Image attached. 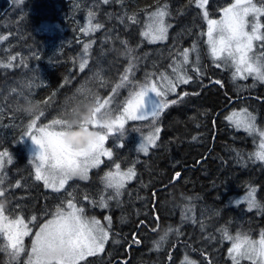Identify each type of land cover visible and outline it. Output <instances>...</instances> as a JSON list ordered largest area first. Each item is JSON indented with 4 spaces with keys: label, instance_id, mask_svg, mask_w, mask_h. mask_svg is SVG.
Segmentation results:
<instances>
[{
    "label": "trees",
    "instance_id": "obj_1",
    "mask_svg": "<svg viewBox=\"0 0 264 264\" xmlns=\"http://www.w3.org/2000/svg\"><path fill=\"white\" fill-rule=\"evenodd\" d=\"M231 1L208 0L209 18H218ZM158 3L167 4L168 39L149 44L142 29ZM133 14L137 23L128 19ZM90 20L102 27L85 34L81 29L88 28ZM207 29L203 10L191 0H0V35L7 37L0 42V60L17 58L13 67L0 68V151L14 150L34 117L22 111L25 101L40 104L44 116L37 124H47L61 111L92 100L86 90L113 97L112 88L129 63L134 64L130 79L143 83L146 74H155V80L167 73L183 50L195 45L199 51L200 72L191 71V81L167 100L168 107L158 110L157 146L142 156L133 143L130 146L131 140L108 144L112 160L93 169L87 181L66 185L85 213L102 218L103 207H94L84 195L96 201L102 194L106 197L102 178L113 164L136 171V180L125 186L117 206L108 211L110 236L103 253L81 264H233L228 254L232 241L223 232L233 237L246 233L253 240L264 232V212L249 211L240 200L246 189L256 186L257 200L264 204V166L256 162L253 137L225 121L230 110L247 109L264 122V84L256 89L231 84V71L210 60ZM84 44L89 45L87 53ZM82 56L87 58L83 71ZM152 119L133 122L125 130L153 129ZM15 150L4 177L7 214L49 219L45 212L55 211L64 190H46L35 180L26 153ZM177 173L180 177L174 180ZM17 181L21 187H15ZM0 256V264H5L8 252Z\"/></svg>",
    "mask_w": 264,
    "mask_h": 264
},
{
    "label": "snow or ice",
    "instance_id": "obj_2",
    "mask_svg": "<svg viewBox=\"0 0 264 264\" xmlns=\"http://www.w3.org/2000/svg\"><path fill=\"white\" fill-rule=\"evenodd\" d=\"M108 3V0H103ZM196 6L203 10V17L207 20L208 30L207 36L211 45V54L216 61L232 63L236 65L237 75L241 79H246L248 75H253L255 79L264 82V53L256 56L253 52L254 42H264V24L259 22L260 17L264 16V0H258V7L253 0H234L227 7L221 9L223 15L217 19H210L206 9L208 0H191ZM167 4L161 6L157 4L156 10L151 13L149 19L157 25L155 34L152 27L143 32L144 36H151L150 42L167 39V26L164 17L167 15ZM90 17L92 13H89ZM251 17V19H249ZM132 23H137L135 14L128 17ZM123 22V21H122ZM88 28H82L81 31L87 34L89 31H95L102 25L97 23L91 24L89 21ZM214 33L217 37H214ZM7 37L0 35V42L6 40ZM264 47V43L261 44ZM89 45L84 44V53L88 52ZM192 51H195L193 45ZM226 53V55H224ZM252 53V55H249ZM189 50L182 51L183 63L188 61ZM17 58L11 56L7 62L0 60V68L13 67V61ZM175 63V62H174ZM21 66L23 61L20 62ZM87 65V58L81 57L79 64L80 70L83 71ZM217 67L221 65L217 63ZM173 73L176 68L173 65ZM200 72L199 67L193 69ZM130 75H134V64L129 66L120 76V82L112 88L113 93H117L121 87H129V95L122 106L115 109L109 105L114 97L102 98L99 92L86 90L87 94L92 97L96 104L95 114L88 127L99 130V138L96 142L90 143L87 149H77L72 144L67 143L63 139L64 130L67 126L66 121L70 116L72 109L64 110L58 113L57 118L51 120L50 123L39 125L37 121L44 116V111H40L27 123L22 133L23 137L31 139L38 149L33 153V161L35 167V180L43 181L47 188H51L54 192L64 190L65 197L56 207L54 212H45V217L51 216L50 219L41 220L40 217L33 215L27 219L20 214L14 218L7 214L5 203H0V237L6 239L7 243H0V252H9L8 264L17 261L21 253H25L24 238L31 236L30 251H27V259L25 264H81L87 262V258L96 256L104 251L106 242L109 240V232L111 225V217H104L107 225H102L100 220L95 217H87L85 215V207L80 206V201L76 199L72 192L65 189V185L73 177L88 179V172L92 168H96L104 163L103 157L109 160L113 157V152L105 147L106 141L110 136L115 135L117 139L123 136L125 125L128 121H144L149 115L152 119V127L154 131L145 136L137 147L138 152L147 154L149 146L156 147V141L159 139L160 128L156 126V118L160 115L158 110L168 107V101L164 99L167 95L166 91H162L157 87L153 77L155 74H146L145 82L138 84L130 79ZM161 79H166L163 74ZM103 79V78H101ZM177 83H188L191 76H177ZM168 91L174 90L176 84L171 81ZM220 83V81H216ZM101 86H106L102 84ZM155 93V97L150 96ZM82 94H84L82 92ZM54 95V94H53ZM188 95V93H184ZM87 99V96H86ZM173 100L171 103H176ZM45 104L47 101L44 102ZM151 104V108L148 105ZM226 119L233 121L237 128L243 127L250 134L256 131L254 126L255 117L243 109L242 113H232ZM260 135L264 137V131H260ZM260 151L255 153L258 160L264 161V140L261 141ZM12 163V157L7 150L0 151V198L5 197L6 188L4 185V168L6 164ZM134 167H129L126 171H121V165L115 164V171H108L102 178L105 185V193L100 196L99 201L84 195V200H89L94 207H108L107 200L119 197L121 189L125 186L126 180L135 177ZM179 176V173H177ZM15 187H21L19 181ZM108 189L114 191L108 192ZM256 189L249 187L244 200L248 204V210L253 208L260 209L264 212V204H261L255 197ZM31 225V227H30ZM32 227L38 230L33 233ZM171 230V229H169ZM224 238L232 241V246L228 249L229 257L233 264H241L242 260L250 261L251 264H264V232L260 234L259 240H253L246 233H237L235 237L231 236L225 230ZM164 237H161L163 240ZM138 243L139 241H134ZM159 247V244H157ZM60 249V254L53 260L50 253L55 249ZM188 264H193L189 261Z\"/></svg>",
    "mask_w": 264,
    "mask_h": 264
},
{
    "label": "rangeland",
    "instance_id": "obj_3",
    "mask_svg": "<svg viewBox=\"0 0 264 264\" xmlns=\"http://www.w3.org/2000/svg\"><path fill=\"white\" fill-rule=\"evenodd\" d=\"M232 2H234V0H232L230 3H232ZM230 3H229V4H230ZM253 3H255L254 0H253ZM229 4H227L225 7H227ZM256 4H257V3H256ZM257 6L259 7L260 5L257 4ZM223 8H224V7H223ZM150 15H151V14H150ZM150 15H149V17H150ZM222 15H223V13H222V11H220V16H219L218 18H216V19L219 20V19L222 17ZM149 17L146 19V22H145L146 24L144 25V28L142 29V33L148 31V30H149V26H151V27H152V30H153V34H155V29H156L157 25L154 23V21L150 20ZM263 17H264V16H261V17H260V20H259V22H260L261 24H263V21H262V18H263ZM249 19H251V17H249ZM164 22H165V25L167 26V33H166V35H167V39H168V32H169V29H170V24H169V22H168L166 16L164 17ZM207 30H208V29H207ZM261 31H263V29H261ZM213 35H214V37H217V34H216V33H214ZM142 37H143V38L145 39V41H146L147 43H149V44L165 43V42L167 41V39H164V40H157V41H155V42H150V40H151V36H147V37H146V36L142 35ZM217 38H218V37H217ZM206 43H207V46H208V53H209L210 60L214 63V65L216 66L217 63H219V64L221 65L219 68H222V69H228V70L231 71V73H230V75H231V84H236L237 82H239L240 84H239L238 86L241 87V86L243 85V83H245L243 86H244V87H249V88H251V89H256V88H258L259 86H261V85L264 84V82L255 79L253 75H248L247 73H245V75L247 76L246 79H241L239 75H237L236 78L234 79V73L236 72V65H235V64H232V63H230V62H229V63H225V62L223 61V59H221V61H216V60L214 59V57H213L212 54H211V45L209 44V38H208V36H207V32H206ZM262 43H264V42H261V41H256V42H254L255 47H254V49H253V52H254V54H255L256 56H258V57L261 56L262 53H264V47H261V44H262ZM192 48H193V47H192ZM192 48H191V49H192ZM195 48H196L195 51H192L191 49H187V50H189L188 61H187V63H183V56L180 54L179 57L174 61L175 63L172 62V63L170 64V65H173V66L176 68V72H175V73H173V68H172V67H168V72H167V73H164V72H163V73H160L159 75H157V77H156V79H155V82H156V84H157V87H158L160 90H162V91H166V92H167V95L164 97V99H166V100H171L170 98L173 97V96H175V95L178 93V89H179L181 86L186 85V84H188V83L191 81V80H189V82L186 83V84H185V83H177V79H176V78H177L178 75H183V74H185V72H186L187 76H191V71H194L193 69H194L195 67H198V66L202 65V61H201L200 56H199V51H198L197 47H195ZM224 55H226V53H225ZM249 55H252V53H250ZM170 65H169V66H170ZM161 74H163V76H165L166 79H161V78H160ZM191 79H192V77H191ZM139 81H140V80H139ZM139 81H136V82H137L138 84H142V83L139 82ZM169 81H171L173 84H176L174 90L168 91V89H169V83H168V82H169ZM143 83H144V82H143ZM129 91H130L129 87L119 88L118 91H117V93H113V97H114V98H113L112 102L110 103L109 107L115 109V108L118 107V106H122V105L124 104V102L126 101V99L128 98ZM149 95L152 96V97H155V93H150ZM118 97H120V98H118ZM116 98H117V99H116ZM148 107L151 108V104H149ZM191 107H192V106L188 107V109H191ZM242 110H243V109H240V110H230V111L225 115V117H228L229 115H231V114L234 113V112H235V113H242ZM247 111H248V110H247ZM248 112L251 113L250 111H248ZM251 114H252V116L255 117L254 126H255V129H256V131L252 132L251 134H250L249 132L245 131L243 127H241V128H237L236 125H235V123H234L233 121H230V120H228V119H225V121H227V123H228L229 125H231L235 130H237V131H241V132L245 133L246 135H248L249 137H253L254 142H255V146H254V154H255L257 151H260V150H261V149H260V144H261V141L264 140V137H262V136L260 135V131H264V122H262V123H261V122H258V120H257V118H256V115L253 114V113H251ZM149 117H151V116L149 115ZM149 117H148V118H149ZM133 122H137V121H128V122L126 123V125H125V128L128 127V126H129L131 123H133ZM152 131H154V129H150V130L145 131V132H140V131H135V132L130 131V132H128V130H125L123 136L120 137L119 139H117L115 135L110 136L109 140L106 141L105 147H106V148H109V147H108V144L121 145V144L124 142V140H131V141H130V146H131L132 143H133L134 146H135V148L137 149L139 143L142 142L143 138H144L145 136H147V135H148L150 132H152ZM112 147H116V146L113 145V146H111V148H112ZM150 147H151V146H149V149H150ZM15 149H21V150H23V151L26 153V155L28 156V158L30 159L31 163H32V161H33V159H34L32 155H33L34 151H36V150L38 149V146H36L35 144H33V142L31 141L30 138H28V137H23V139H22V136H21V142L19 143V145H16V146H15ZM15 149H14V150H7L8 153H9V154L11 155V157H12V163H13V161L15 160V158H16V154H17V151H16ZM109 149H110V148H109ZM127 149H128V148H126V149L124 148L123 150L126 151ZM110 150H111V149H110ZM111 151H112V150H111ZM148 152H149V151H148ZM139 154L142 155V156H145V155H147L148 153H147V154H144L143 152H139ZM255 158H256V156H255ZM102 159L104 160V162L110 161L107 157H103ZM112 159H113V157H112ZM112 159H111V160H112ZM256 159H257V158H256ZM256 162L264 166V161H261V160H258V159H257ZM12 163H11V164H12ZM11 164H6V165H5L3 179H4V177H5V174H6V172H7L8 167H9ZM32 165H33L34 172H35L34 164L32 163ZM102 165H103V163H102L100 166H102ZM100 166H98V167H100ZM98 167H96V168H92V169L89 170V172H88V179H89V177H90V173H91V171H92L93 169H97ZM126 170H127V169H124V168L121 167V171H126ZM108 171H113V172H114V171H115V164H113L112 166L108 167V168L106 169L105 173H107ZM135 172H136V171H135ZM105 173H104L103 177L105 176ZM88 179H81V178H79V177H73V178H72L71 180H69L68 182L73 181V180L87 181ZM134 180H136V175H135V177H133L131 180H126V181H125V186H126L127 184L133 182ZM40 182L42 183L43 187H44L46 190H48V191H53L51 188H47V187H45L44 184H43V181H40ZM102 183L104 184L103 180H102ZM67 184H68V183H67ZM67 184H66V185H67ZM66 185H65V187H66ZM125 186H124V188H125ZM104 187H105V185H104ZM250 187H253V188L256 189L255 197H256V200H257V187H256V186H250ZM124 188L121 189V193L123 192ZM248 189H249V188H248ZM248 189H246V190L248 191ZM112 191H114V190H113V189H108V192H112ZM247 191H246V194H247ZM53 192H54V191H53ZM246 194H245L244 196H242L240 200H241L242 202H245V203L247 204V202L244 200V197L246 196ZM133 195H136V193L133 194ZM133 195H131V197H132ZM121 197H122V194H121L119 197L115 198V199H111V200H109L108 207H107V208H104V207H103V211H105L106 213L103 214L102 218L97 217V215L94 216L93 214H92V215H88L87 213H85V215H86L87 217H89V218H91V217H95L96 219L100 220V222H101L102 225H107V221H105L104 217L109 216L108 211H109L110 209H112L113 207H116V206H117L118 201L120 200ZM257 201H258V200H257ZM247 205H248V204H247ZM89 210H90V211H93V208H90ZM50 218H51V217H50ZM50 218H49V219H50ZM26 221H27V219H26ZM30 227H31V225H30ZM32 228H33V227H32ZM37 230H38V229H37ZM37 230H36V231H37ZM109 236H110V232H109ZM0 239H1V240H0V243H4V244L7 243L6 239H3L2 237H0ZM31 239H32L31 236H29V237H25V238H24V246H25L26 252H25V253H21L19 259H18L17 261H13V262H12L13 264H25V261H26V259H27V251H30ZM256 240H257V239H256ZM107 244H108V241L106 242L105 247L107 246ZM231 246H232V244H231ZM105 247H104V249H105ZM7 252H8V251H7ZM102 253H103V252L98 253L97 255H101ZM8 254H9V252H8ZM91 257H92V256H91ZM88 258H89V257H88ZM0 259H1L2 261L4 260V258H2L1 256H0ZM8 261H9V257L7 258L5 264H8ZM81 263H84V262H81Z\"/></svg>",
    "mask_w": 264,
    "mask_h": 264
},
{
    "label": "clouds",
    "instance_id": "obj_4",
    "mask_svg": "<svg viewBox=\"0 0 264 264\" xmlns=\"http://www.w3.org/2000/svg\"><path fill=\"white\" fill-rule=\"evenodd\" d=\"M40 104L34 100L25 101L22 111L28 116L36 115L40 111ZM96 104L94 100H87L73 107L70 116L66 121L63 139L72 144L77 149H87L90 143L96 142L99 138V130L88 127L95 114ZM0 203H5L3 198H0ZM61 250L55 249L50 253V258L55 259Z\"/></svg>",
    "mask_w": 264,
    "mask_h": 264
},
{
    "label": "water",
    "instance_id": "obj_5",
    "mask_svg": "<svg viewBox=\"0 0 264 264\" xmlns=\"http://www.w3.org/2000/svg\"><path fill=\"white\" fill-rule=\"evenodd\" d=\"M179 177H180V174H179V176L176 175L174 180H178Z\"/></svg>",
    "mask_w": 264,
    "mask_h": 264
},
{
    "label": "bare ground",
    "instance_id": "obj_6",
    "mask_svg": "<svg viewBox=\"0 0 264 264\" xmlns=\"http://www.w3.org/2000/svg\"><path fill=\"white\" fill-rule=\"evenodd\" d=\"M10 1V0H9ZM1 240V239H0Z\"/></svg>",
    "mask_w": 264,
    "mask_h": 264
}]
</instances>
